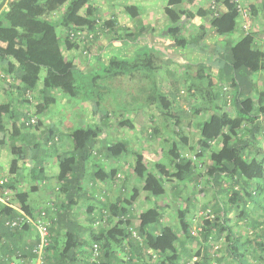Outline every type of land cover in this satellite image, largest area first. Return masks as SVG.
Returning a JSON list of instances; mask_svg holds the SVG:
<instances>
[{
	"label": "trees",
	"instance_id": "trees-1",
	"mask_svg": "<svg viewBox=\"0 0 264 264\" xmlns=\"http://www.w3.org/2000/svg\"><path fill=\"white\" fill-rule=\"evenodd\" d=\"M182 2L183 0H168V5L178 7ZM216 2L219 3L218 0ZM225 5V12H219L217 8L212 10L209 6V10L199 14L202 17H210V32H214L218 37L230 36L239 28L240 15L236 6L230 0H225ZM252 5L253 3L249 5L251 13ZM84 9L89 17L95 14L90 0H0V69L3 72L1 77L11 76L10 79L17 81V95L25 96L24 99L40 86L42 104L37 106V112L40 114L55 106L56 96L66 94L71 98H81L92 103L97 116L94 125L78 128L70 135L74 151L59 157L60 172L58 184L53 187L56 192L54 201H51L53 204L39 210L33 209L30 199L32 193L38 191L37 187L32 190H17L9 181L7 187L13 192L12 199L25 216L36 219L42 212L46 213L49 236L48 244L39 256L35 250L39 247L41 237L36 228L27 220L22 221L16 228L8 226L9 221L15 220L21 214L2 205L0 264H33L39 257L42 264H119L113 258L116 253L120 254V264H137L134 260V250L139 253L142 251L151 261L157 260L162 264H197L198 259L191 263L192 257L189 255L182 261L183 254H179L176 246L181 244L178 233L184 232L187 238L195 239L202 234L209 235L213 229L219 233L228 230L233 237V256L240 264H247L246 259L238 253L244 244L240 243L237 233L233 232L226 222L232 210H240L239 216H246L247 204L257 206L264 195V160L250 154L258 144L256 134L258 131L264 133V90L257 92V100L250 97L253 92V80L250 82V77L264 70V52L256 46L258 30L250 34L243 32L244 35L235 44L230 45L228 56H222L228 68L227 73L235 76L232 80L236 92L232 102L237 112L236 117H232L228 112L214 113L202 125L196 153L192 156L183 154V147H188V140L177 129L179 137L166 152L167 163L171 169L165 162L149 168L145 156L134 151L132 174L122 178L121 173L106 171L96 158V149L102 143L104 149L100 155L104 153L107 158L118 160L130 153L129 144L121 140L111 143L102 136L106 134V126L110 124L109 108L103 101L107 110L103 111L102 99L96 98L98 95L86 96L80 89L86 84L94 85L101 77L98 75L89 78L85 75L87 73L82 72L66 55V51L78 47L74 40L76 30L71 26V18L79 15ZM125 9L132 17H137L138 7L127 6ZM57 13L60 16L55 19L53 14ZM98 26L100 27L99 18L93 16L90 27H96L98 30ZM113 26L114 20L102 24L103 29L115 33ZM168 29V36L174 43L179 48L186 47L187 39L182 36L181 27L173 25ZM60 30L66 31V34L62 35ZM140 33L139 30L135 34L124 32L120 39L131 42L134 38L136 42L140 38L135 35L139 36ZM204 34L206 35V31ZM159 60L152 53H145L129 62L116 56L110 57L105 72L111 77L123 75L126 69L134 70V73L138 70L149 72L148 75L143 74L144 78L150 81L146 103H138L135 106L136 122L121 117L119 125L122 128L136 131V124L142 121L140 115H146V110L153 106L161 109L163 122L166 123L172 118L173 114L169 112L170 101L162 93L161 85L158 88L156 79L151 75L153 72L157 74L161 69ZM243 79L250 84L248 91H245L241 84ZM18 118L17 113L13 111V104H0V132L6 130V123L10 120L13 121L14 137H17ZM31 120L29 118L24 121V127L30 129L31 126L41 125L40 121H36L37 125L34 126L36 123L31 124ZM153 121L154 117L150 116L148 122ZM147 127L144 125L141 129L142 135L147 131L150 137L158 132L155 126ZM247 127L250 129L244 132ZM247 132H250V135ZM35 140H32L33 144L36 142L33 158H39L38 154L43 145H53L56 138L54 133L47 132L42 135L40 141ZM217 140L221 141L220 144ZM214 145H219L220 148L216 149ZM206 154L209 156V164L203 167L206 169L207 182L217 187L227 200L222 198L213 207L206 206L203 209L196 234H193L195 231L190 216L196 205L190 197L187 198L188 207L178 211L180 229L167 226L162 220L165 210L171 207L161 203V199L167 194L168 182L175 183V196L178 195L180 186L188 187L191 183H194L195 187L203 185L204 176L202 172L198 174L197 171L202 167L199 166L201 157ZM93 160L94 167L90 168ZM42 162L39 158L37 165L40 166ZM34 172H39V169ZM134 176L141 182V187L131 186ZM116 182H119V187L116 185L117 194L114 199L108 190L96 194H89L85 190L87 184L94 185L95 188L99 183L115 185ZM142 193L144 202L149 205L141 210L137 209V212L135 204ZM55 199L61 203L57 204ZM81 201L88 204L86 208L81 206ZM82 210H85L84 218ZM136 217L140 225H137ZM29 232L35 234L30 238L34 240L32 243L29 238L25 239L26 233ZM85 233H90L88 238L84 237ZM255 234L251 233L257 241L259 235ZM210 239L213 237L210 236ZM256 244L264 248V240L261 243L257 241ZM81 256L85 257V260H80Z\"/></svg>",
	"mask_w": 264,
	"mask_h": 264
},
{
	"label": "crops",
	"instance_id": "crops-1",
	"mask_svg": "<svg viewBox=\"0 0 264 264\" xmlns=\"http://www.w3.org/2000/svg\"><path fill=\"white\" fill-rule=\"evenodd\" d=\"M219 3L217 4V10L219 12H225L227 10V7L225 5V0H218ZM92 2V3H91ZM90 4H93V0H90ZM99 7L103 8L106 12L107 6L109 7L108 11L111 12V14H107V19L114 20V26L117 24V14H115V17L113 16L114 13H116V8L119 5L118 3L114 2V0H99L97 2ZM128 6H136L139 8V12L137 17L134 18V30L132 28H122L121 31L125 32H131L134 34L139 30L141 31L140 35L138 36L140 38L139 42L140 45H143L138 51L134 52V58L141 56L145 53H152L155 56H157L159 60L160 68L162 65H166L163 69L167 68V66H174L177 65L180 69L179 72L182 74V80L183 82L188 83V85H191V93H188L187 91H184V89L177 88V85L174 82L168 81L169 75L171 78V75L175 70L169 69L167 70L165 82H166V89L164 91V95L169 99L170 101V109L172 113L171 119H177V122L180 126H178V130L180 133H182L183 137H186L188 140V147L189 149L195 148L198 145L200 132L202 125L208 121L211 116L214 113H224L228 112L232 117H236L237 112L235 109V106L233 104V96L235 94L234 89V83H233V77H235L232 73H227V65L223 62L222 56L225 55L228 56V49L230 45L235 44L243 35V31L241 29V23L242 19L239 20V28L236 33L230 35V36H224L221 37L219 40H216L214 43H211L210 40L207 43L201 42L199 39L200 30L202 33L203 31V25L204 22L210 21V17L207 16H200V12H204L209 10L210 6V0H183L182 4L178 7H172L168 5V0H134V2L127 3ZM94 6V5H93ZM104 6V7H102ZM253 8H252V20H253V31L258 30L259 35L256 37V41L258 42V45H256L259 49H261L264 52V42L262 40V35H264V0H254L253 2ZM106 14V13H105ZM110 16V17H109ZM131 17V16H129ZM108 20V21H109ZM138 24V25H137ZM173 25H179L182 29V36H184L187 39V45L184 48H179L172 38L168 36L166 33V29H168L170 26ZM210 25L206 29V33L210 32ZM190 29V30H189ZM197 29V31H196ZM114 34L118 39H120V30H117L115 28ZM194 31V32H192ZM212 32V31H211ZM124 34V32H123ZM122 34V35H123ZM121 35V36H122ZM137 35V34H136ZM198 36V37H197ZM205 37V34L202 38ZM212 38H216L214 36V32H212ZM262 42V43H261ZM189 46H193L192 50L193 53L190 57L187 56ZM77 50V49H74ZM73 50L67 51L71 53ZM203 52L204 54V61L200 62L198 59L200 57L197 56V53ZM172 52V53H170ZM182 52V55H180ZM201 54V53H200ZM207 56L209 59H207ZM118 59L119 57L116 56ZM110 60V59H109ZM122 60V59H121ZM190 60L191 62L187 61ZM208 60V61H207ZM207 62V63H205ZM75 63V62H74ZM77 64V63H76ZM109 64V63H108ZM107 64V65H108ZM78 65V64H77ZM205 68H208L209 70L206 72ZM162 71V69H160ZM264 71V70H263ZM261 72L254 74L252 77H250V82L253 80V92L250 94V97L254 100L258 99V90L260 91L263 87L262 79L259 76ZM168 75V76H167ZM216 76L217 80H213L215 83L214 88H211V95L208 96L207 100H201V95L198 91V84H200V80L202 78L206 77H212ZM98 76V75H96ZM260 77V79H259ZM11 76H6V78H2L0 75V104H13V111L14 113H17V118H21V124L19 123L18 119L17 126H19L17 137H14V129H13V121L8 120L6 123V130L4 132H0V177L8 178L10 183L15 186L17 190H29L34 187H37L36 192L32 193L30 202L33 207V209L39 210L42 208L41 206L49 205L51 201L54 200V197L56 195V192L53 191V187L56 186V183L58 184V175L60 172L59 168V157L63 156L64 154H68L70 152L74 151V143L73 139L70 137V135L78 128H86L94 125L97 121V116L94 112V107L90 105H86L88 113L92 116L93 120L95 122H82L78 123L74 128L67 127L64 125L66 113L58 110L56 107L59 104V96L57 97V102L54 107H51V109H48L46 112L41 113V118H39L41 123V128L36 127L34 129H27L24 127V121L27 120V117L29 116V109L31 108L30 103L28 100L26 101L25 96L24 97H18L16 87L19 86V83L17 81H13L10 79ZM241 84L245 88V91L250 88V84L245 79L241 80ZM258 86V87H257ZM40 86L38 89L33 92L35 95H37V99L35 101V107L32 108L33 113L36 110V107L42 104V96L40 95ZM225 88V90H224ZM162 89V88H161ZM230 92H227V90ZM163 92V91H162ZM261 92V91H260ZM187 94V95H186ZM228 96V97H227ZM203 97V96H202ZM228 99V103H227ZM205 102L204 104H202ZM80 103L88 104L89 102H86L84 100H81ZM29 104V106H28ZM24 105V106H23ZM201 105L203 108H201ZM153 106V105H151ZM31 110V111H32ZM67 111V110H66ZM176 111V114L174 112ZM64 112V113H63ZM149 113L147 112L146 115L142 114L140 115V119L144 120L143 117H146L145 120L148 121ZM163 115L162 111L159 112V115ZM144 115V116H143ZM158 114L152 113V117L154 119L156 118ZM164 118V117H163ZM144 122V121H142ZM24 124V125H23ZM162 131L159 127H157V133L154 136H150L151 139L158 140V145L160 144H169L172 145L174 141H177L179 135L176 133H172V138L169 137L170 133L166 131V125L165 122L162 123ZM249 127H247L244 132H246ZM47 132H52L55 134V142L53 145L46 146L43 145L42 150L39 152L38 156L41 157L43 160L42 164L39 166V172H34L36 169L35 166L31 163V158L35 156V150H36V142H32V140H35L38 136L42 137V135L46 134ZM197 133V134H196ZM248 133V132H247ZM140 134H142L140 132ZM250 135V132L248 133ZM12 138H9L12 136ZM106 135V134H105ZM167 135L166 138L164 136ZM248 135V136H249ZM257 135V143L254 148V152L249 153L252 157H256L257 159L264 160V133L262 134L261 131H258ZM104 136V135H102ZM247 136V137H248ZM105 137V136H104ZM194 138L196 139V143L194 142ZM11 139V140H10ZM23 139L28 140L29 143L26 145V159H17L16 155H19L21 153L18 149V145L20 143V140ZM144 141V140H143ZM218 144H220L221 141L217 140ZM14 146V148H12ZM17 146V147H15ZM219 146V145H218ZM148 144L144 147L143 150H140L138 152L142 153L145 156L146 159L150 161V155L152 151H149ZM183 147V146H182ZM216 147V145H214ZM213 147V148H214ZM169 148V147H168ZM187 148L183 150H187ZM220 148V146H219ZM9 149V150H8ZM15 150V156L14 154H10V150ZM103 145L100 143L96 149V155L98 161L100 164L106 168L107 172H113L115 171V168H119L124 164L123 159H109L107 158L104 153L100 155V152L103 151ZM148 149V151H147ZM154 151L152 152L154 155H157L156 153H159L158 151L161 150V146H155L154 145ZM256 154V156L254 155ZM31 155V158H30ZM205 156V155H203ZM201 157L202 159L204 157ZM29 157V158H27ZM30 159V160H27ZM201 159V160H202ZM14 160V161H12ZM17 160V161H16ZM29 161V162H28ZM147 161V162H148ZM95 160L91 162L90 168L94 167ZM161 163L160 161L156 162ZM27 168H29L27 170ZM40 171H42L40 173ZM36 178H38L39 181L37 183H30V181L33 179L36 181ZM30 183V187H24L26 183ZM119 183V182H118ZM118 183L114 185L106 184V183H99L100 185H97L94 188V185H86L85 190L89 192V194H96L103 190H108L109 194L112 195V199H114V195L117 194V186L119 187ZM105 186L106 188H102V186ZM85 185V184H84ZM117 185V186H116ZM55 190V189H54ZM36 199L38 201H36ZM219 200L221 199H212L211 204L215 205ZM50 202V203H49ZM197 203V202H195ZM41 204V205H39ZM87 203L84 201H81V206L86 208ZM207 206V204H206ZM253 207H258V209H253ZM2 208L0 204V209ZM171 209L165 210L164 212V218L163 222L167 226H172L170 224L169 218V211ZM258 212V218H256L255 211ZM196 207L191 213L190 216L193 215L191 218L192 221L195 218L197 212ZM240 211V210H239ZM247 215L244 214L242 216H239L238 213V219L240 221H244V227L242 229L247 231L252 230L256 231L255 235L258 236V243H261L262 240H264V195L259 201L258 205H254L252 203L247 204ZM252 213V214H251ZM82 217L84 218L85 210L81 211ZM137 219V217H136ZM138 220V219H137ZM227 226H231L233 232L237 233V236L240 240L241 244H244V247L239 250V256L242 258H245L247 261V264H251V259L248 258L247 248L251 245H254L257 243L255 241L256 239L251 237L249 235V238L247 240V236L245 237L242 234V230H240L237 225H231L229 224V219L226 222ZM137 225H140V221H137ZM248 225V226H247ZM247 226V228H246ZM159 227V226H158ZM175 228L180 229V226L176 224L175 226H172ZM228 228V227H227ZM34 233L29 232L26 233L25 239L28 237L30 239V235L32 236ZM90 233H85L84 237L88 238ZM180 236V242L178 243L177 250L179 254H183V260L184 262L185 258H188L187 256H191L192 258L195 257L197 260V264H240L238 259L236 260L233 256V250H234V244H233V237L230 236L228 230L226 229L222 233H219L216 231V229H213L209 235H201L199 238H195L194 244H191V241L189 238H187L184 234V232L178 233ZM224 234V242H221V239L219 237L223 236ZM35 235V234H34ZM243 235V236H242ZM210 236L213 237V239H210ZM1 237V236H0ZM212 240H215L217 244L222 243V252L221 254H218L213 251L214 245L212 244ZM219 240V241H216ZM30 242H34V240H30ZM2 245V242H0V247ZM257 249L259 253H262V257L258 258V264H264V248L259 247L257 244ZM138 250V248H137ZM134 260L137 262V264H162L159 263L157 260H152L150 257H146V254L141 251L139 253L138 251L134 250ZM1 251H0V257H1ZM80 255L83 256V253ZM80 258V260L84 259L85 257ZM120 254L116 253L115 262L120 264ZM2 258V257H1ZM0 258V260H1ZM191 258V259H192ZM154 261V262H153ZM35 263V262H34Z\"/></svg>",
	"mask_w": 264,
	"mask_h": 264
},
{
	"label": "rangeland",
	"instance_id": "rangeland-1",
	"mask_svg": "<svg viewBox=\"0 0 264 264\" xmlns=\"http://www.w3.org/2000/svg\"><path fill=\"white\" fill-rule=\"evenodd\" d=\"M99 0H93V8L95 9V14L92 15L96 16L97 18H99V29L97 30L96 27L92 28L90 27L91 22H92V17L87 16L86 10H82L79 15H77L76 17L71 18V26L74 28V30H76V34L74 36V40L75 42L78 44V47L74 48L77 50H74L68 54V52L66 51V55L67 57L72 60L73 62H75V64L77 63L78 66L82 69V72H85L87 74H85L86 76H89V78H92L93 76L99 75L101 78H99V80H97L95 82L94 85H90V84H86L84 85L81 89V93H84L86 96L87 95H92L94 94V96L96 97L97 95V99H102V110L103 111H107L106 108H104L103 106V101H105L104 105L107 106L109 108V112H110V124L108 126H106V135L104 134L105 138L108 140V142H118V141H126L129 144L130 147V153H127L126 155H123L120 159H123L124 164L122 166H120L119 168H115V172L114 173H121L122 174V178H126L127 176L129 177L132 174V166L134 163V151L138 152L140 150H143L144 147L146 146V144H148V148L149 151H154V145L156 146H161V150H159V153H156L157 155H154L152 152L150 155V161H148L146 159V162L149 166V168H153L155 163L160 161V162H165L167 163V159H166V155L169 151V144H160L158 145V140L156 139H151L149 137L150 133H148L147 131L144 132L145 134L142 135L140 134L141 129H143L144 125L148 126L147 128H151V127H159L160 130L162 131V126H163V115H159V112H161L160 108L157 107H151L149 109H147V112L149 113V117L152 116V113H156L158 114L156 116V118L154 119L153 122H148L147 120H142L144 122H139V124H136V131H130L122 128L119 125L120 119L121 117H123L124 119H131V120H135L136 122V114L135 112V106L138 103H146V97L149 94V88H150V81L145 79L143 74L148 75L149 72L146 70H138L137 72L134 73V70L131 69H126L123 73V75L117 76V77H111V75H109L107 72H105L106 68H107V64L109 63V59L111 56H118L119 59H122V61H133L134 60V52L138 51V49H140L143 45H140L141 43L139 42V40H137L136 42H134V38L131 42L126 41V40H119L114 34H112L108 29H103L102 28V24L106 21H108L109 19H107V14H111L110 11H108L109 7L107 6L106 8V12L104 11L103 8L99 7L100 5L97 4ZM114 2L118 3L119 5L116 8V13L113 14V16L115 17V14H117V24L115 26V28L117 30H120V36L123 34V32H125L124 30H122V28H132L134 30V17H132L127 11H126V7L128 6L127 3L129 2H134V0H114ZM92 3V2H91ZM104 7V6H102ZM105 8V7H104ZM106 13V14H105ZM59 13L57 14H53V17L55 19H57L59 17ZM131 16V17H129ZM110 17V16H109ZM239 20H241L240 18L238 19V22H240ZM138 25V24H137ZM210 25V23L208 22H204L203 31H206L207 27ZM169 29H166V32H168ZM190 30V29H189ZM197 31V29H196ZM256 31V30H255ZM61 34L65 35L66 31L64 30H60ZM194 32V31H192ZM136 37H138V35H135ZM204 36V33L201 32L200 30V35H199V39L201 40V42L207 43L209 40L211 43H214L216 40H219L221 37H218V35L214 36L216 37L215 39L212 38V32H208L206 33L205 37L202 38ZM264 35H262L263 38ZM198 37V36H197ZM193 46H189L188 50V54L187 56L190 57L191 54L193 53L192 50ZM172 53V52H170ZM201 53V54H200ZM198 51L197 56L199 57V61L202 62L204 61V54L203 52ZM182 55V52L181 54ZM207 59H209V57L207 56ZM189 62H191L190 60H187ZM208 61V60H207ZM203 63V62H202ZM207 63V62H205ZM76 64V65H77ZM161 66V70L158 71V73L156 74L155 72L151 73V75L153 76V79L158 83L160 88L161 85V91H163L162 93H164L166 87V82L164 81L165 78L162 77H166L167 74V70L169 69H173L175 70L173 72V74L169 75V79L168 81L174 82L177 85V88L180 89H184V91H187L188 93H191V85L189 86L188 83L183 82L182 80V74L179 72V68L177 65L174 66H167V68L165 69L166 71H164V66ZM209 69L205 68V71L207 72ZM260 77L262 79V84L263 87L261 88L260 91L264 90V71H260ZM2 70L0 69V75H2ZM259 73V72H258ZM168 76V75H167ZM259 77V79H260ZM217 80L216 76L212 77H204L200 80V84H198V91L199 94L201 95V100L203 101L204 99L207 100L208 96L211 95L212 91L211 88H214L215 83L213 80ZM258 87V86H257ZM227 92L228 89H226ZM259 92V90H258ZM230 93V92H229ZM187 95V94H186ZM203 96V97H202ZM228 97V96H227ZM37 99V95H35L34 93L28 95L26 97V100H28V102H32L30 103L31 108L29 109L28 113L29 116L27 117V119L31 118L32 120L30 121L31 124L36 123V121H39L41 118V114L37 112V107L36 110H34L35 112L33 113L32 108L35 107V101ZM59 104L57 105V109L64 112H68L66 113V118H65V123L64 125L67 127H71L74 128L76 125H78V123H82L84 122H95L92 118V116L88 113L86 105H90V103L88 104H83L80 103L81 98H71L68 95H64V96H60L59 97ZM228 100V99H227ZM205 102H203L202 104H204ZM228 103V101H227ZM92 104V103H91ZM24 106V105H23ZM29 106V104H28ZM201 108L202 105H201ZM32 110V111H31ZM67 110V111H66ZM141 111V110H139ZM138 111V112H139ZM63 112V113H64ZM169 112H171V109H169ZM174 114H176V111L174 112ZM137 117V116H136ZM178 118H173L170 119L168 122L165 123L166 126V131H168V133H170L169 137H173L172 133H176L178 126H180L177 122ZM19 123L21 124V118H18ZM34 122V123H33ZM37 123L34 125L36 126ZM143 125V126H142ZM38 127L41 128V125H38ZM36 127H30V129H34ZM152 134V133H151ZM197 134V133H196ZM167 135L164 136V138H166ZM11 138V136L9 137ZM11 140V139H10ZM41 137L38 136L36 138L35 141H40ZM144 140V141H143ZM194 142L196 143V139L194 138ZM28 143V140H24L21 139L20 143L18 145V149L21 153H19V155H16V158L19 160L20 159H26V154H27V149H26V145ZM17 147V146H15ZM14 148V146L12 147ZM195 148V146H194ZM216 149L219 148L218 145H216L215 147ZM9 150V149H8ZM148 151V149H147ZM196 153V148L194 150H190L189 148H187V150L183 151V154L186 156H192ZM10 154H14L15 156V150H10ZM29 154H27L28 156ZM204 158L202 160L199 161V166L202 165V167L198 169L197 173L200 174L202 172V175L204 176V181H203V185H198V186H194V183L189 184L188 187H183L180 186L178 189L179 191L177 192L178 195L175 196L176 194V190H175V183L174 182H168V186H167V194L162 197L161 199V203H163L164 205H170L171 210L169 211V217L167 216V218H169V223L172 224V226H175L176 224H179V220H178V211L179 209H184L185 207H188V201L187 198L190 197V199H193L196 205V211L197 214L195 216V218L192 221V227H194V231L195 234L196 232L199 230V227L197 226L199 224V222L201 221V214L203 209H205L206 204L208 207H213V205L211 204V200L214 199H226L227 198L221 194L220 190L216 187H214L211 183L209 184L207 182L208 177L206 176V172H205V168L203 167V165H208L209 164V156L206 154L205 156H203ZM29 158V157H27ZM31 158V155H30ZM39 158L41 159V157L39 156ZM39 158H31L27 159L30 160L31 163L33 164V166H35L36 169H39L38 164V160ZM14 161V160H12ZM17 161V160H16ZM29 162V161H28ZM168 167H170V169L172 168L170 166V164H168ZM29 168H27L28 170ZM132 183L131 186H137V187H141V182L138 180V178L136 176H134V178H132ZM30 183H37L35 180H31ZM29 182L26 183L24 185V187H30ZM57 185V183H56ZM119 185V183H118ZM190 195V196H189ZM143 196L144 194L142 193L140 198L137 200L135 206H136V211L138 212V210H141L142 207H147L149 204L144 202L143 200ZM142 198V199H141ZM56 200V199H55ZM36 201H38L36 199ZM54 201V200H53ZM54 202H51L49 205H45V206H41L43 208L50 206L51 204H53ZM57 204H60L61 202L56 200ZM1 206L4 205L1 201H0ZM41 205V204H39ZM5 206V205H4ZM6 207V206H5ZM9 208V207H8ZM138 209V210H137ZM135 211V212H136ZM255 211V217L258 218V212L257 210ZM193 212V211H192ZM238 210H232L229 215H228V219H229V224L231 225H237V227L242 230V234L246 237L247 236V240L249 238V235L251 237H253L254 235H251V233L253 234L252 230H248L247 226V231L242 229L245 225L244 223L246 222H242L238 219ZM193 217V215L191 216ZM242 235V236H243ZM34 234L30 235V238H33ZM28 238V237H27ZM199 238V237H198ZM224 234L223 236L219 237V239H221V242H224ZM29 240V239H28ZM31 240V239H30ZM194 239H190L191 244H194ZM219 241V240H216ZM212 244L214 245L213 251L221 254L222 252V243L219 242V244H217L215 242V240H212ZM247 248V253H248V258L251 259V264H258V258L262 257V253H259L256 244L251 245L250 247H248V245H246ZM40 259V260H39ZM194 260L196 259H190V262L193 263L195 262ZM35 262V263H34ZM33 264H42L41 262V258H37L36 261H34ZM154 262V261H153ZM235 264V263H234ZM238 264V263H236Z\"/></svg>",
	"mask_w": 264,
	"mask_h": 264
},
{
	"label": "built area",
	"instance_id": "built-area-1",
	"mask_svg": "<svg viewBox=\"0 0 264 264\" xmlns=\"http://www.w3.org/2000/svg\"><path fill=\"white\" fill-rule=\"evenodd\" d=\"M217 0H210V8L212 10H216L217 8ZM235 6L236 9L240 15V18L242 19L241 28L242 31L246 34H250L253 31V20L251 11L249 9V5L254 2V0H230ZM264 40V36H263ZM34 123V122H33ZM9 179L5 177H0V201L6 206L11 209L17 210L19 215L15 220H11L7 223L8 226L11 228H16L19 226L22 221L24 222L27 220L29 223H31L34 228L38 231L41 237V242L39 244V247L35 252L38 253L39 256H41V253L43 252L45 246L48 244V236H49V228H48V222H47V216L45 212H42L40 216L36 217V219H33L31 217L25 216V214L20 210V207L14 202L12 199L13 192L8 189ZM195 234V232L193 233ZM40 258V257H39ZM40 260V259H39Z\"/></svg>",
	"mask_w": 264,
	"mask_h": 264
},
{
	"label": "water",
	"instance_id": "water-1",
	"mask_svg": "<svg viewBox=\"0 0 264 264\" xmlns=\"http://www.w3.org/2000/svg\"><path fill=\"white\" fill-rule=\"evenodd\" d=\"M169 32V31H168ZM168 32H166L168 34Z\"/></svg>",
	"mask_w": 264,
	"mask_h": 264
}]
</instances>
